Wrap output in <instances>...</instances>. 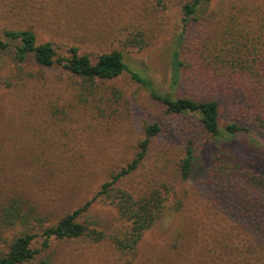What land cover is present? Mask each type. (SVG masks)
<instances>
[{
    "label": "rangeland",
    "instance_id": "1",
    "mask_svg": "<svg viewBox=\"0 0 264 264\" xmlns=\"http://www.w3.org/2000/svg\"><path fill=\"white\" fill-rule=\"evenodd\" d=\"M186 1L0 0V36L6 39L7 29H32L38 43L51 41L59 55L78 46L93 60L121 49L130 71L169 91L171 51L185 27ZM196 16L181 50L189 66L174 93L218 99L221 125L250 127L257 144L243 135L210 136L195 115L167 112L130 71L85 89L58 64L42 67L32 56L18 63L13 45L0 51V212L18 200L24 212L34 207L46 225L55 224L133 159L145 124L161 126L138 169L119 182L135 195L163 184L171 190L165 214L145 232L135 257L129 261L109 238L83 236L53 241L45 253L52 264H264L263 248L238 252L250 236L264 243L258 224L248 217L256 224L248 226L241 216L235 219L246 226L236 224L226 194L217 189L224 181H240L229 168L220 171V164L241 162L264 175V0H211ZM137 31L144 32L147 45L125 46ZM221 47L224 62H237L251 50L240 62H258L257 73L216 71L209 62H220ZM193 132L194 169L183 179L180 165ZM80 220L107 236L127 224L100 199ZM243 229L252 235L243 237ZM20 230L11 226L2 236L11 239Z\"/></svg>",
    "mask_w": 264,
    "mask_h": 264
},
{
    "label": "trees",
    "instance_id": "2",
    "mask_svg": "<svg viewBox=\"0 0 264 264\" xmlns=\"http://www.w3.org/2000/svg\"><path fill=\"white\" fill-rule=\"evenodd\" d=\"M211 0H187L182 5L184 29L179 36L178 44L171 51L170 62V87L172 90L162 91L154 81L137 72L130 71L126 64L125 53L121 49H113L103 52L92 59L89 53H81L78 46H72L69 55H59L51 41L38 43L37 34L32 29H7L5 38L0 36V51L13 45V57L16 62L21 63L29 56L42 67H49L55 64L60 65L71 75L82 82V86L87 89L90 85L94 86L97 80H110L118 77L124 71H130L133 79L144 86L153 99L165 106L167 112L180 115H195L201 128L210 136L234 140L243 135L249 137L253 143H258L252 137L254 130L250 127L241 125L236 121H230L221 125L220 101L216 98L200 99L191 96H177L174 90L179 86L183 71L189 66L188 62L182 59V46L184 36L187 33L188 22L197 19V12L203 10ZM239 42V40H237ZM147 45V38L144 32L137 31L126 37L125 46L143 48ZM255 44H252V49ZM221 48H218L217 59L220 62H209L215 70H228L231 67L234 72H245L247 74L257 73L258 62H240L244 55L249 57L251 50H246L241 60L237 62H224V57H220ZM213 72V71H212ZM145 137L140 140L138 151L133 159L110 178L105 181L99 190L88 199L82 206L64 215L55 224L46 225L45 218L37 212L36 208L29 207L24 212L18 200L10 201L8 206L2 208L0 212V264H52V257L46 255V251L51 247L53 241L64 239H76L89 236L94 241H101L109 238L114 247L123 256L131 261L137 252L139 242L145 232L149 230L166 212L167 201L170 188L167 184L152 188L138 195L122 188L119 182L131 175L148 155L152 138L161 131V126L155 122L145 124ZM195 133L187 137L186 152L180 165V175L183 179H188L194 169L195 162ZM229 168V173L237 176L240 181L222 184L219 188L226 194L228 203L227 210L231 219L239 226H246L235 218L241 216L245 218L248 226H259L258 233L264 237V175L252 168H246L240 162H231L219 165L222 171ZM222 176V174H220ZM106 201L118 210L120 218L127 224L122 229L107 236L106 232L97 228H89L80 218L91 205L97 200ZM14 201V202H13ZM22 204V203H21ZM251 217V222L246 218ZM11 226H20L19 234L11 239L3 238L4 229ZM40 230L34 232L35 230ZM243 237L252 235L243 229ZM40 237V245L34 246L36 238ZM244 253L246 248H263L264 243L257 241L255 236H250L247 242L239 245Z\"/></svg>",
    "mask_w": 264,
    "mask_h": 264
}]
</instances>
